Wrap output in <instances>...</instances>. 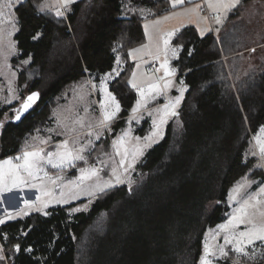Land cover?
I'll use <instances>...</instances> for the list:
<instances>
[{"label":"trees","instance_id":"1","mask_svg":"<svg viewBox=\"0 0 264 264\" xmlns=\"http://www.w3.org/2000/svg\"><path fill=\"white\" fill-rule=\"evenodd\" d=\"M44 1L24 0L16 8L14 63L31 60L19 86L27 83L29 94L38 91L41 100L2 130V158L51 121L67 87L111 72L118 53L128 59V51L144 43L147 19L175 10L170 0H136L152 14L124 17L123 0H79L65 17L42 9ZM174 44L181 47L174 65L187 92L178 122L139 165L136 185L100 194L87 212L71 214L82 201L0 224L10 264H200L205 233L227 220L231 189L257 164L248 154L253 135L264 128V61L250 67L244 55L194 27L181 30ZM131 72L112 86L123 107L118 123L137 101ZM7 110H0V122ZM146 125L138 134L151 128ZM261 257L252 264H264Z\"/></svg>","mask_w":264,"mask_h":264},{"label":"rangeland","instance_id":"2","mask_svg":"<svg viewBox=\"0 0 264 264\" xmlns=\"http://www.w3.org/2000/svg\"><path fill=\"white\" fill-rule=\"evenodd\" d=\"M23 1L0 0V110L8 108L1 120L3 127H0V135L30 93L27 83L19 86V74L27 69L31 60L14 63L19 55L15 41L19 30L16 8ZM170 1L173 6L186 1L190 4L178 8L177 12L147 19L144 22L145 41L128 51V59L123 52L118 53L111 72L98 78L90 76L67 87L52 108L51 121L44 128L36 130L34 135H28L15 154L0 157V161H3L32 151L41 152L45 156V162L41 164L43 171L37 179L33 180L21 173L26 183L13 187L7 182V188L0 185V203L1 208H4L0 224L35 213L46 215L53 207L80 204L82 201L87 203L72 209L71 214L87 212L100 194L125 185L130 188L136 185L137 177L141 175L138 167L146 154L163 141L169 124L178 122L187 87L179 78L178 68L174 65L181 51L174 40L184 28L194 27L200 36L213 33L226 45V50L244 55L243 60L250 67L256 66L255 58L264 51V0H245L244 4L243 0ZM138 4L136 0H123V16L146 18L152 14V9L137 7ZM65 6L64 0H45L42 3V9L55 13L60 11L63 13L61 16L66 17L72 9L68 6L70 8L66 7L68 11H65ZM129 63L133 65L132 69L128 67ZM153 64L159 67L156 71L150 70ZM131 70L128 84L135 90L137 101L141 103L137 106L136 101L129 116L118 123L123 107L112 86L115 81L122 80L123 73L130 74ZM109 93L118 102V110L116 103L108 96ZM177 97H180L178 105L175 103ZM134 108L136 111H133ZM172 111L177 115H171ZM109 115L111 119L107 118ZM147 123L151 128H147L144 135L138 134L144 126L147 127ZM116 130L118 133L112 138ZM65 141L67 150L83 159H76L71 164L65 163L62 167L46 163L47 153L65 151ZM261 142H264V128L253 135L248 154L249 158H258L253 171L261 169L262 174L258 178L250 177L253 174L251 171L231 189L227 198L230 213L227 220L205 233L200 264H203L205 258L210 264L228 260L231 264H252L264 256V241L255 240L250 244L247 236L240 235L242 232H255L264 225V153L260 150ZM53 160L58 163L55 155ZM21 162L13 160V163ZM93 168L97 171L95 176L80 179L81 169L87 173ZM116 176L120 177L121 183H116ZM106 182L111 186L104 187ZM13 195L18 197V201L17 198L13 199ZM8 196L11 208L6 209L5 198ZM257 200L259 203H256ZM246 201L255 207H249L247 215L241 217L244 223L222 227L228 225L233 216H240L238 209ZM238 247L243 248V251H237ZM206 248L208 255L205 257ZM221 249L226 255L221 254ZM7 262L0 246V264Z\"/></svg>","mask_w":264,"mask_h":264},{"label":"snow or ice","instance_id":"3","mask_svg":"<svg viewBox=\"0 0 264 264\" xmlns=\"http://www.w3.org/2000/svg\"><path fill=\"white\" fill-rule=\"evenodd\" d=\"M65 4L67 5L68 3L71 2V0H64ZM183 0H174V3H182ZM57 15H63L62 12L57 11L56 13ZM171 35V33L169 34ZM168 41H165V44H167ZM135 51V50H134ZM133 87H136L135 84H133ZM155 87V86H152ZM141 95L143 96V92L141 91ZM38 96V93H33L32 96H29L27 98V102L24 103L22 105L23 110H27L30 106H31V102L34 101V98ZM108 96L113 100V102H115V98L111 96V94L109 93ZM180 102V97H177L176 99V104L178 105ZM116 103V109H119V104L118 102ZM140 101H137V106L140 105ZM167 107V106H166ZM133 111H136V109L134 108ZM21 111L17 110V114L15 116V118L18 120L20 119V115H21ZM114 115V113H113ZM168 115V113L166 112V116ZM171 115H177V113L175 111L171 112ZM108 119H111V116H107ZM164 120L161 121V123H163ZM0 127H3L2 122H0ZM258 142H260L258 140ZM64 148L65 151L60 152L57 151L55 154L49 152L47 153V159H46V163L52 165L53 167H62L65 163L71 164L72 161L76 160V159H83L82 156H74L72 154L71 151L67 150V141H65L64 143ZM261 152L264 153V142H261ZM55 155L56 159L58 160V163L54 162L53 160V156ZM13 160L16 161H22L21 163H13ZM45 162V156H43L41 154V152L38 151H32V152H24L21 156H17V157H9L3 161H0V185H3L7 188V182H10L11 185L13 187L19 186L21 184L26 183L25 181V176L22 175L21 173H24L27 177L35 180L38 178V174L40 172L43 171V168L41 167V164ZM123 163V161H121ZM127 169H125L126 171ZM81 177L80 179H86V178H90L91 176H95L97 174L96 169H91L90 171H88L86 173V170L81 169ZM113 174H115V169H113ZM47 174L45 173V176ZM57 179H60L59 177H57ZM55 182V181H53ZM116 183H121L120 177L116 176ZM34 187L36 185H33ZM111 184L109 182H106L104 184V187H110ZM8 190H11L10 188H8ZM100 191H103V188H100ZM262 191H264V189H262ZM38 199V198H37ZM25 203H29L28 201H25ZM256 203H259V201L257 200ZM249 207H255L254 204H251L249 202H245L240 209H238V212L240 213V216H233L232 220L229 221L228 225H224L222 227L227 228L230 225H233L234 223H244V220L241 218L245 215H247V209ZM240 235L242 237L247 236L248 238V243H253L255 240H260V241H264V225H262L259 230L255 231V232H250V233H240ZM229 243H231V241H228ZM237 251L242 252L243 248H237ZM221 254L222 255H226V253L223 252V249H221ZM208 255V251L207 248L205 250V257ZM203 264H210V261H208L206 258L203 259Z\"/></svg>","mask_w":264,"mask_h":264},{"label":"crops","instance_id":"4","mask_svg":"<svg viewBox=\"0 0 264 264\" xmlns=\"http://www.w3.org/2000/svg\"><path fill=\"white\" fill-rule=\"evenodd\" d=\"M74 1V0H73ZM73 1H71V4L70 5H66L65 6V9H66V7H68V6H70L71 7V9H72V6L77 2L76 0V2H73ZM79 1V0H78ZM244 1L245 0H243L242 2H243V4H244ZM172 4V3H171ZM188 4H190L189 2H185V3H182V4H179V5H176V6H173V8L175 9V10H173V12L174 11H176L177 12V10H178V8L179 9H181V8H183L184 6H186V5H188ZM70 7H68V9L70 8ZM68 9H66L65 11H68ZM49 11H51V10H49ZM71 11V10H70ZM69 11V12H70ZM68 12V13H69ZM173 12H171V13H173ZM55 13V12H54ZM190 27V26H189ZM203 37V36H202ZM262 49V48H261ZM256 59V62L258 63L259 62V65L257 66V63L255 64L256 66L255 67H260V65L262 64V62L264 61V51H261L260 52V56L259 57H257V58H255ZM262 59H263V61H262ZM254 68V67H253ZM13 197V199H16L17 198V201H18V197L16 196V195H13L12 196ZM9 199H10V196H8V197H6L5 198V200L7 201L6 202V209H8L9 207H10V205H9V203H10V201H9ZM9 201V202H8ZM17 204V203H16ZM16 204L15 205H13V206H16ZM1 206H2V203H0V212H1V216H0V218L2 217V215H4V208H1ZM11 208V207H10ZM0 246L2 247V245H1V243H0ZM2 250H3V248H2ZM4 252V251H3ZM5 255V254H4ZM5 262H6V257H5ZM7 264H10V263H8L7 262Z\"/></svg>","mask_w":264,"mask_h":264},{"label":"water","instance_id":"5","mask_svg":"<svg viewBox=\"0 0 264 264\" xmlns=\"http://www.w3.org/2000/svg\"><path fill=\"white\" fill-rule=\"evenodd\" d=\"M33 93H38V96L34 98V101L31 102V106L27 110H23L22 105L27 102V98L29 96H32ZM33 93L29 94L25 98L24 102L21 104L20 108H18V110H20L22 114L20 115V119L17 120L16 118H14L16 123L17 122H20L25 116H27L28 114H30L36 108V106L38 105V103L40 102V100H41V94H40V92L36 91V92H33Z\"/></svg>","mask_w":264,"mask_h":264},{"label":"built area","instance_id":"6","mask_svg":"<svg viewBox=\"0 0 264 264\" xmlns=\"http://www.w3.org/2000/svg\"><path fill=\"white\" fill-rule=\"evenodd\" d=\"M158 65L157 64H153L152 66H150V70L151 71H156L158 69Z\"/></svg>","mask_w":264,"mask_h":264}]
</instances>
